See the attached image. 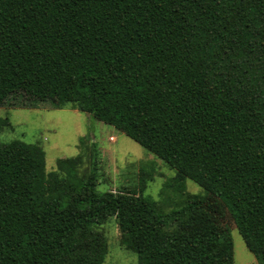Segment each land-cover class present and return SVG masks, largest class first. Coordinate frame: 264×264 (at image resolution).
Masks as SVG:
<instances>
[{
  "label": "trees",
  "instance_id": "1",
  "mask_svg": "<svg viewBox=\"0 0 264 264\" xmlns=\"http://www.w3.org/2000/svg\"><path fill=\"white\" fill-rule=\"evenodd\" d=\"M5 104L112 126L175 171L179 199L99 193L96 154L87 176L80 155L47 173L41 146L0 144V264H104L109 218L137 264H234L187 179L264 264V0H0Z\"/></svg>",
  "mask_w": 264,
  "mask_h": 264
},
{
  "label": "rangeland",
  "instance_id": "2",
  "mask_svg": "<svg viewBox=\"0 0 264 264\" xmlns=\"http://www.w3.org/2000/svg\"><path fill=\"white\" fill-rule=\"evenodd\" d=\"M13 141L41 146L47 173L56 171L58 159L80 155L83 158L80 175L87 176L96 154V190L99 193L124 190L140 193L143 190V195L163 205L166 211L178 202V195L167 186L173 184L174 170L112 126L78 110H57L49 104H40L37 109L5 104L0 107V144ZM185 189L189 194L203 195L206 198L204 209L215 226L220 231L230 232L234 264H257L219 200L205 194L200 186L188 179ZM99 230L108 245L104 264H137L136 255L122 246L114 218H109Z\"/></svg>",
  "mask_w": 264,
  "mask_h": 264
}]
</instances>
